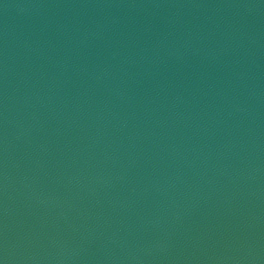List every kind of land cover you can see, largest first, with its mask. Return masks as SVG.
I'll list each match as a JSON object with an SVG mask.
<instances>
[{"label":"water","instance_id":"1","mask_svg":"<svg viewBox=\"0 0 264 264\" xmlns=\"http://www.w3.org/2000/svg\"><path fill=\"white\" fill-rule=\"evenodd\" d=\"M0 264H264V0H0Z\"/></svg>","mask_w":264,"mask_h":264}]
</instances>
